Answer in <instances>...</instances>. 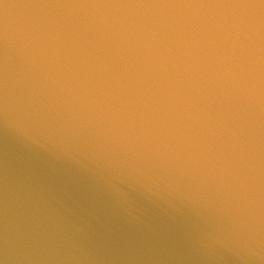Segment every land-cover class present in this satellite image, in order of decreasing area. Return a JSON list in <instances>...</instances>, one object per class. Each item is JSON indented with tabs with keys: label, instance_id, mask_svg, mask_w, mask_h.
Listing matches in <instances>:
<instances>
[{
	"label": "water",
	"instance_id": "95a60500",
	"mask_svg": "<svg viewBox=\"0 0 264 264\" xmlns=\"http://www.w3.org/2000/svg\"><path fill=\"white\" fill-rule=\"evenodd\" d=\"M0 264H264V0H0Z\"/></svg>",
	"mask_w": 264,
	"mask_h": 264
}]
</instances>
